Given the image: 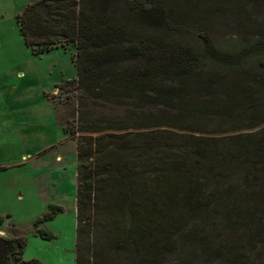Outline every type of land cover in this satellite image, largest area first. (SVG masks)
<instances>
[{
	"label": "trees",
	"instance_id": "16d2710c",
	"mask_svg": "<svg viewBox=\"0 0 264 264\" xmlns=\"http://www.w3.org/2000/svg\"><path fill=\"white\" fill-rule=\"evenodd\" d=\"M261 16L264 0H42L18 15L33 54L76 46L78 78L68 84L78 90L80 117L68 132L101 135L95 148L77 140L76 264H159L169 247H180L169 234L203 210L200 226L209 233L195 239L180 264L217 256L219 264H246V253L216 233L236 237L245 226L264 224V196L244 186L226 189L216 199L236 203L225 215L201 187L227 181L240 167L249 170L242 180L264 182ZM225 28L247 35L222 45L214 37ZM97 107L123 111L93 118ZM99 193L94 207L109 214L111 229L104 237L121 231L107 258L83 252L80 238ZM63 212L50 205L34 223L36 233L52 239L43 225ZM18 231L0 237V264H42L24 260L27 239ZM120 251L129 257L118 259Z\"/></svg>",
	"mask_w": 264,
	"mask_h": 264
},
{
	"label": "rangeland",
	"instance_id": "374dc122",
	"mask_svg": "<svg viewBox=\"0 0 264 264\" xmlns=\"http://www.w3.org/2000/svg\"><path fill=\"white\" fill-rule=\"evenodd\" d=\"M40 1L0 0V218H5L0 226V237L10 238L18 230L24 234L27 247L23 258L26 261L76 264L77 140L80 139L85 147L91 142L95 148L101 135L79 131L71 136L68 132L77 129L80 117L78 90L68 84L78 78L76 46H59L51 52L35 55L21 36L18 15L29 4ZM260 21L264 23V16ZM217 33L215 41L222 45L237 44L247 35L244 30L234 28L220 29ZM121 111L97 107L92 117L109 112L119 115ZM136 136L139 137L133 134L131 140L136 141ZM248 172L247 167H240L236 174L234 169L230 171L232 176L225 182L204 181L201 192L208 195L206 199L214 198L215 206H221L219 211L226 215L236 203V198L232 200V197L226 203L216 199L223 196L226 189L244 186L250 194L264 196V182L242 180ZM97 195L80 238L83 252L93 256L98 250L107 258L109 253L115 254L112 242L121 231L114 227V239L104 237L105 228H109L106 220L109 214L105 216L101 209L94 207L101 204V193ZM50 205L61 206L64 212L44 223V229L54 235L48 240L36 233L34 223ZM203 211L191 213V217L178 223L168 238L180 247H169V252L161 255L159 264H180L201 235L209 233L200 226L206 215ZM237 231L236 237L225 229L216 234L222 236V240L227 238L236 250L245 252L246 264H264V224L245 226ZM120 252L118 259L124 261L129 257L128 251ZM218 258L203 264H219L214 260Z\"/></svg>",
	"mask_w": 264,
	"mask_h": 264
},
{
	"label": "crops",
	"instance_id": "0c3cea01",
	"mask_svg": "<svg viewBox=\"0 0 264 264\" xmlns=\"http://www.w3.org/2000/svg\"><path fill=\"white\" fill-rule=\"evenodd\" d=\"M1 233V232H0Z\"/></svg>",
	"mask_w": 264,
	"mask_h": 264
}]
</instances>
